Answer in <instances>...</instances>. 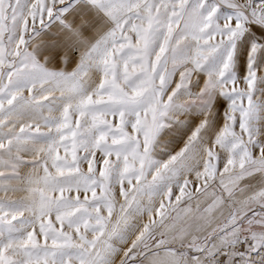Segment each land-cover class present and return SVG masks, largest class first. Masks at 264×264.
<instances>
[{
  "label": "snow or ice",
  "instance_id": "6c2138e0",
  "mask_svg": "<svg viewBox=\"0 0 264 264\" xmlns=\"http://www.w3.org/2000/svg\"><path fill=\"white\" fill-rule=\"evenodd\" d=\"M0 264H264V0H0Z\"/></svg>",
  "mask_w": 264,
  "mask_h": 264
}]
</instances>
